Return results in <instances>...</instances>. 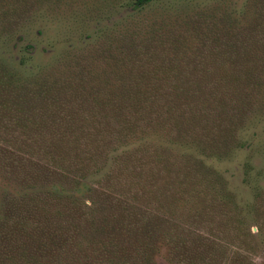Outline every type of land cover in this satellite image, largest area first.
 <instances>
[{
	"label": "trees",
	"instance_id": "1",
	"mask_svg": "<svg viewBox=\"0 0 264 264\" xmlns=\"http://www.w3.org/2000/svg\"><path fill=\"white\" fill-rule=\"evenodd\" d=\"M108 50L66 55L64 76L0 64V264H264V185L245 201L223 168L253 147L229 111L263 78L227 101L187 59Z\"/></svg>",
	"mask_w": 264,
	"mask_h": 264
},
{
	"label": "rangeland",
	"instance_id": "2",
	"mask_svg": "<svg viewBox=\"0 0 264 264\" xmlns=\"http://www.w3.org/2000/svg\"><path fill=\"white\" fill-rule=\"evenodd\" d=\"M134 1L0 0V64L14 73L25 68L64 76L66 55L86 58L98 55V48L123 51L131 59L142 54L155 62L187 59V76L212 77L206 89L223 91L227 101L236 93L234 78L262 77L259 87L237 88L245 93L232 102L239 109L229 111L237 113L243 144L253 147L236 152L223 166L233 177L231 187L241 199L252 201L257 183L264 185V0H157L138 14ZM12 72L0 68V75ZM3 95L11 96V87L0 86V106L13 105ZM251 159L263 174L246 187L243 166ZM6 185L0 176V208ZM157 264L167 263L159 257Z\"/></svg>",
	"mask_w": 264,
	"mask_h": 264
}]
</instances>
